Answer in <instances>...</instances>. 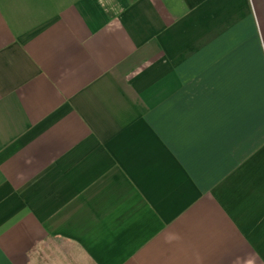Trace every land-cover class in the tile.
<instances>
[{"label":"crops","instance_id":"obj_1","mask_svg":"<svg viewBox=\"0 0 264 264\" xmlns=\"http://www.w3.org/2000/svg\"><path fill=\"white\" fill-rule=\"evenodd\" d=\"M0 264H264V0H0Z\"/></svg>","mask_w":264,"mask_h":264},{"label":"rangeland","instance_id":"obj_2","mask_svg":"<svg viewBox=\"0 0 264 264\" xmlns=\"http://www.w3.org/2000/svg\"><path fill=\"white\" fill-rule=\"evenodd\" d=\"M75 251H76V250H75ZM76 252H77V251H76ZM75 255H76V257H77L76 260H80V259H81V257L79 256V252L75 253ZM75 255H74V256H75Z\"/></svg>","mask_w":264,"mask_h":264}]
</instances>
